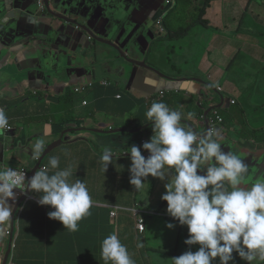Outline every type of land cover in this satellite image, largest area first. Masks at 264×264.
Listing matches in <instances>:
<instances>
[{
    "label": "crops",
    "instance_id": "crops-1",
    "mask_svg": "<svg viewBox=\"0 0 264 264\" xmlns=\"http://www.w3.org/2000/svg\"><path fill=\"white\" fill-rule=\"evenodd\" d=\"M3 1L0 0V3ZM116 1L110 0L106 7L115 5ZM229 2L238 5L233 13L234 22L239 26L247 22V13L252 15L249 22L264 25L259 22L260 17L264 16V0H219L212 3L215 7L206 9L204 17L202 10L206 0H184L181 12H175L177 0H167L164 11L156 14L144 12L136 18V24L147 22L144 17L146 13L152 17L155 27L158 21L163 20V25L167 24L176 35H182L184 28L194 24L200 38L196 46H189L185 56V62H189L193 69L191 75H171L160 71L161 68L147 59L146 51V55L139 56V61H145L147 70L143 76L130 81L125 95L111 88L108 85L110 82H100L101 76L115 73L100 69L95 59L68 67L67 75L50 78L46 83L39 82L37 75H29L26 71L34 67L30 62L34 58L31 50L56 41L58 35L47 26L42 33L24 24L8 26L10 20L2 22L0 17V64L5 63L3 58L7 53L31 55L30 61L21 64L19 69L15 67L18 77L13 78L16 84L13 87H9L0 75V108L5 110L12 128L10 132H0V153L3 152L5 157L0 167L25 168L30 178L36 170L47 165L51 157H59L60 168L73 166V179L84 180L95 201L90 215L79 222V231L69 232L59 221L48 218V213L54 209L40 206L38 194L27 192V199L15 213L17 202H21L19 194L16 195L18 201H9L12 217L0 225V264H4L6 256L9 261L7 264H104L101 242L113 231L126 245L135 264H152V259L157 255H160L162 264H172L171 259L188 250L195 252L199 249V245L189 248L184 243L188 238L187 227L180 226L167 214V203L161 199L162 195L155 194L154 185H149L146 192L143 189L136 191L130 184L131 159L128 148L133 145L139 147V138L132 139L131 132L126 129L131 123L148 122L145 113L150 102L156 99L158 93L164 92L165 99L170 101L175 110L183 108L192 114L190 118L188 115L183 116L181 122L195 120L198 134L203 133L204 129L206 132L209 130L208 122L202 117L210 108L221 105L219 114L222 113L228 120L234 118V121L231 127L219 126V143L222 146L229 145L227 150H232L230 146L234 147L233 150L246 155L247 159L252 158V161L255 154L259 157L264 153V105L257 103L258 94L249 95V91L264 84V75L257 74L261 64L255 55L264 52V33L237 30L231 32V39L225 42L228 29L226 12L230 9L218 5ZM150 3L154 5L157 0H150ZM245 5L247 13L241 11ZM172 18L178 23V31H173L168 23ZM156 28L151 32L149 29L152 39L149 40L150 46L160 40ZM247 34L251 38L259 35V38H244ZM1 53L4 54L1 56ZM226 53L231 55L227 57ZM171 55L177 57L173 53ZM237 57L243 61V67H230ZM164 58L165 55L160 52L159 62ZM149 68L156 72L149 71ZM241 68L246 71L244 75ZM72 70H81L78 74H72L74 82L68 75ZM0 72L9 75L14 73L10 67L0 69ZM163 75L172 81L163 80ZM103 83L107 86H103ZM246 83L249 84L244 89ZM28 85L35 90H42L36 93L49 101L32 105L20 99L34 95ZM217 88H222L223 92H217ZM225 88H229L233 94H227ZM6 90H9L14 102L6 95ZM161 101L160 98L157 102ZM95 117H100L103 123L99 126L87 124ZM45 125L51 126L47 135ZM66 132L67 141L44 154L46 147L59 141ZM23 138L29 142L22 143ZM40 138L45 141V151L39 159H33L32 148ZM106 148L112 151L113 160L105 170L101 155ZM257 178L259 175L255 176V180ZM157 197L159 205L153 203ZM124 207L147 211L144 233L137 232L136 224L129 214L117 210ZM114 211L118 214L115 219L111 217ZM169 223L174 224L173 229L167 227ZM8 232H11L10 236ZM232 262L248 264L235 252ZM213 264H219V258ZM252 264H264V261L257 259Z\"/></svg>",
    "mask_w": 264,
    "mask_h": 264
},
{
    "label": "clouds",
    "instance_id": "clouds-1",
    "mask_svg": "<svg viewBox=\"0 0 264 264\" xmlns=\"http://www.w3.org/2000/svg\"><path fill=\"white\" fill-rule=\"evenodd\" d=\"M145 116L151 122L153 135L148 140L141 137L140 141L149 155H142L136 145L128 148L130 184L139 191L149 176L161 181L167 178L166 191L161 196L167 203V214L187 227L184 243L189 248L199 245L197 251L188 250L171 259L172 264H213L216 258L219 264H230L234 252L248 264L257 259L264 261V153L259 157L255 154L252 161L232 146L227 150L229 145L222 146L214 138L219 136V127L200 135L195 120L181 122L182 112L164 102L154 101ZM9 127L8 116L0 108V132H10ZM148 127L141 128V133ZM50 128L45 125V135ZM44 151V139H37L32 158L39 159ZM112 160V151L106 148L101 155L105 170ZM73 176V166L60 168L56 156L27 179L15 168L0 167V225L12 217L9 201L16 200L14 190H19L22 194H38L40 206L54 209L48 213L49 219L59 221L69 232L79 231V222L90 215L95 201L84 180ZM248 176L247 185L240 187ZM167 227L173 229L174 224ZM101 258L104 264H135L115 231L102 240Z\"/></svg>",
    "mask_w": 264,
    "mask_h": 264
},
{
    "label": "water",
    "instance_id": "water-1",
    "mask_svg": "<svg viewBox=\"0 0 264 264\" xmlns=\"http://www.w3.org/2000/svg\"><path fill=\"white\" fill-rule=\"evenodd\" d=\"M38 1L40 0H4L0 3V17H2V22L5 19L10 20L8 26L16 27L24 24L35 28L40 33L47 26L59 37L54 42L41 44L31 50L34 56L31 61V55L19 56L6 52L7 55L3 58L5 63L0 64V69L10 67L14 73L9 75L0 72V75L9 87L16 85L13 80L18 77L15 67L19 69L21 64L28 61L34 64V67L26 71L29 75H37L41 83H46L50 78L67 75L68 67L74 64L98 58L102 59L104 66L122 69L129 76V81L144 75L147 66L145 61H139V56L146 55L150 47L149 40L152 39L149 25L146 22L136 24V18L138 19L144 12L156 14L164 11L167 0H157L154 5L150 3V0H117L115 5L110 7H106L110 0H41L42 8L38 7ZM146 13L144 17L147 20L150 16ZM38 35L43 37V35ZM40 39L44 40V38ZM3 54L1 53V56ZM72 71L68 75L74 82L75 77L72 74H78L81 70ZM149 71L156 72L152 68H149ZM162 79L167 82L172 81L164 75ZM28 89L32 90L34 95L20 98L24 99V102L37 105L49 101L36 93L42 90H35L31 85H28ZM6 95L14 102L9 90H6ZM186 125L193 129L191 124ZM67 136L68 132L62 135L59 141L46 147L48 148L46 153L64 144ZM148 155L149 153H146L144 156ZM4 159V153L1 152L0 164L4 162ZM248 179L249 176L240 187L247 185ZM24 200L26 199L22 198L17 204L15 213L21 208L20 205ZM11 229L14 233L12 226ZM7 262L9 261L6 256L4 264Z\"/></svg>",
    "mask_w": 264,
    "mask_h": 264
},
{
    "label": "rangeland",
    "instance_id": "rangeland-1",
    "mask_svg": "<svg viewBox=\"0 0 264 264\" xmlns=\"http://www.w3.org/2000/svg\"><path fill=\"white\" fill-rule=\"evenodd\" d=\"M217 1H219V0H212L210 7L211 8L215 7L216 5H214L212 3L217 2ZM218 6L227 7L228 9H230L229 11L226 12V15H227L226 26L228 29H227V34L224 38L225 42L229 41L231 39V32L235 33L237 30H242V31H245L248 33L249 32H255L258 34L264 33V29H263L264 26L252 24L251 22H249L252 20V15L247 13V6L246 5L241 8L242 12L248 14L246 17L247 22L245 24H243L242 26H239L238 23L234 22V13L233 12H236L235 9H236V7H238L237 3H235V2H229L226 4L221 3ZM259 22L261 24L264 23V16L260 17ZM168 23L170 24V27L173 31H178L179 26H178V23L175 21L174 18L170 19V21ZM188 25H190V24H188ZM184 30H185V28H184ZM156 32L158 33L157 28H156ZM199 38H200V36L197 34V30H193L192 32H190L188 34V36L182 35L181 37L177 38L176 40H172V41H169L168 38L163 40L162 37H160V40L158 39L156 42H154L152 44V46H150V48L148 50V54H147V59L150 60V62L153 63V65L156 66L157 68L158 67L161 68L160 71H162L164 73L171 74V75H181V74L191 75L193 73V69H192L191 65L189 64V62H185V56H186L187 52L189 51V48H190L189 46H196ZM244 38H248L250 40H257L259 38V35L254 37V38H251V36L249 34H247ZM202 51L203 50H201V52ZM160 52H163V54L165 55V58L159 62L158 57L160 55ZM193 52L196 53V50L193 49ZM171 53H173L177 57L172 56ZM226 55H227V53H226ZM229 55H231V54H228L227 57ZM255 55L261 64V68L258 69L257 74L258 75L261 74V76H263L264 75L263 74V72H264V52H257ZM97 61H98L100 69L107 71L109 73L110 72L115 73V74L109 75V76H101L99 78L100 82H102V81L110 82V83H108V85L111 88H116L122 94L125 95L126 94L125 93L126 86H128L130 83L129 76L126 73H124V71L122 69L104 66L105 63L102 61L101 58H98ZM126 69H127V71H130L129 68H126ZM103 84H105V83H103ZM248 84L249 83H246L243 86L244 89H247ZM225 90H226L227 94H229V95L233 94L229 88H225ZM258 92H261V93H258ZM255 94H258L257 95V103L259 105H264V84H259L257 88H254L252 91H249V95H255ZM160 98H161V93H158L156 99L152 100L150 102V106L154 101L155 102L159 101ZM161 102H164L173 110L176 109V108L171 106L170 101L167 99H163ZM76 117H77V115L75 116V118ZM89 123H93L96 126H99L103 123V120L100 119V117H95V118H92L90 121L87 122V124H89ZM126 130L131 132L132 135H130V137H132L133 139L139 138V140H138L140 142L139 147L141 148L142 155H146L147 152L142 149V144L140 141V139L142 137V135L140 134L141 128L138 127V124L137 123H131L129 125V129H126ZM16 136H19V135H16ZM24 142H25V139L23 138L22 143H24ZM27 142H29V141H26L25 143H27ZM0 143H2V142L0 141ZM8 145L11 146L12 143H8ZM15 145H19V144H15ZM144 182L146 184L142 188L143 190H145L147 192L149 190V185H154L155 186L154 190H156L155 194L163 195L166 191L165 184L168 182V179L166 178L164 181H161L158 178H153V177L149 176L146 178V180ZM141 196L142 195L140 194V197ZM161 261L162 260L160 258V255H157L152 259V264H162ZM163 264H165V263H163ZM230 264H233V262L231 261Z\"/></svg>",
    "mask_w": 264,
    "mask_h": 264
},
{
    "label": "built area",
    "instance_id": "built-area-1",
    "mask_svg": "<svg viewBox=\"0 0 264 264\" xmlns=\"http://www.w3.org/2000/svg\"><path fill=\"white\" fill-rule=\"evenodd\" d=\"M38 7L39 8H42V1H38ZM157 28H158V34L159 36H166L167 33H166V30L164 29L163 27V20H160L157 22ZM103 86H107V84H103ZM163 96L164 94L161 93V99H163ZM118 99H120V97H118ZM221 106H218V107H214V108H210L205 116H203L202 118L205 119L207 122H208V127L209 129L211 128H215V127H219L221 124H222V119L220 118V116H217V113H214L215 110L217 109H220ZM212 114L214 116V119H212L211 117H206V115L208 114ZM12 128L9 127L7 128L8 131H10ZM216 130V129H215ZM143 143H145V141H143ZM18 171H21L23 173H25V176H26V179L29 178V172L25 169V168H21V169H17ZM16 192V194L18 195V199H22V198H25L27 199L28 195H27V191L25 193H20L19 190H14ZM18 199L16 198L15 201H18ZM19 202V201H18ZM118 211H120L121 213H124V214H129L131 216V218L134 220L135 224H136V230L139 234H142L145 232V229H146V225H145V214L146 212H144L143 210H141L140 208H136V209H129V208H118L117 209ZM117 212L114 211L111 213V217L113 219H115L117 217ZM8 236L11 235V232H8L7 233Z\"/></svg>",
    "mask_w": 264,
    "mask_h": 264
},
{
    "label": "trees",
    "instance_id": "trees-1",
    "mask_svg": "<svg viewBox=\"0 0 264 264\" xmlns=\"http://www.w3.org/2000/svg\"><path fill=\"white\" fill-rule=\"evenodd\" d=\"M183 1L184 0H177V4H176V7H175V12H181V9H182L181 8V4L183 3ZM211 2H212V0H206L205 7L202 10V12H203L202 17H204L205 11L210 6ZM261 26H264V25H261ZM163 27H164V29L166 30V33H167L166 39L168 38V39H170V41L175 40V39L181 37L182 35L187 36L190 32H192L193 30H195V27H194V24H193L191 27L186 28L184 30V32H182V35H176L175 33L171 32L169 30V27L167 26V24L163 25ZM263 29H264V27H263ZM234 66L243 67V61L242 60H239V58L237 57L235 60H233L231 62V65H230V67H234ZM241 72H242L243 75L246 73V71H245L244 68H241ZM162 93L164 94L163 99H165V93L164 92H162ZM180 111L182 112L183 116H186V115L189 114L183 108H181ZM214 113H217V116H220V118L222 119V124H221L222 126H227V125H228V127H231L232 126V123L234 121V118H230L228 120L227 118H225V116L222 113L219 114V110L218 109L215 110ZM262 113H264V110L262 111ZM210 117L212 119H214V116L212 114H211ZM147 126H149V127L143 133H141V135H142V137H144L145 139L148 140L153 135L151 122H145V123L138 124V127H140V128L147 127ZM205 133H206L205 129H204V132L203 133L199 132L200 135H203ZM214 138L217 139V142L219 143V139L217 137H214ZM204 172H206V170L201 171V173H204ZM153 203L159 205L160 204L159 203V197L155 198V200L153 201ZM146 215H147V211H146L145 216Z\"/></svg>",
    "mask_w": 264,
    "mask_h": 264
},
{
    "label": "flooded vegetation",
    "instance_id": "flooded-vegetation-1",
    "mask_svg": "<svg viewBox=\"0 0 264 264\" xmlns=\"http://www.w3.org/2000/svg\"><path fill=\"white\" fill-rule=\"evenodd\" d=\"M146 23H147V24L149 25V27H150V32H151V30H152V31L155 30V24L152 23L151 17H148ZM153 27H154V28H153ZM152 28H153V29H152Z\"/></svg>",
    "mask_w": 264,
    "mask_h": 264
}]
</instances>
